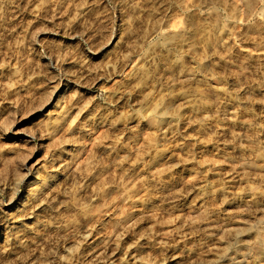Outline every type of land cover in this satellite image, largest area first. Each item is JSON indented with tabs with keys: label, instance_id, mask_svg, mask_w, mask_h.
Instances as JSON below:
<instances>
[{
	"label": "rangeland",
	"instance_id": "1",
	"mask_svg": "<svg viewBox=\"0 0 264 264\" xmlns=\"http://www.w3.org/2000/svg\"><path fill=\"white\" fill-rule=\"evenodd\" d=\"M86 32L88 44L79 39ZM167 32L176 40L166 38ZM54 65L61 72L63 103L46 104L43 90L50 88ZM0 68L2 154L20 164L35 152L39 161L24 172L39 174L40 180L57 174L52 187L59 179H75L83 192L72 191L73 196L69 188H52L51 204L38 213L27 212L37 203L34 197L18 207L1 205L0 264H98L87 260L95 245L145 210H159V222L114 239V264H227L220 255L228 242L231 251L242 250L252 264H262L263 226L245 221L257 205L264 206V0H0ZM20 82L33 97L39 91L31 108L25 107L30 109L17 108L19 94L12 86ZM72 109L60 141H37L35 147L12 133L20 123L24 134L39 122L52 129ZM236 158L257 160V175H237ZM52 159L66 169L54 172ZM89 173L97 185L108 180L105 197L99 186L100 196L87 199ZM188 181L187 192L175 202L162 191ZM231 205L246 211L238 213ZM188 210H205L206 220L236 225L237 232L224 238L184 233L191 220L182 226L177 215ZM151 226L163 232L159 236L166 244L154 241Z\"/></svg>",
	"mask_w": 264,
	"mask_h": 264
},
{
	"label": "bare ground",
	"instance_id": "2",
	"mask_svg": "<svg viewBox=\"0 0 264 264\" xmlns=\"http://www.w3.org/2000/svg\"><path fill=\"white\" fill-rule=\"evenodd\" d=\"M254 4V3H253ZM187 9V8H186ZM83 32V31H82ZM90 34V33H89ZM87 32L86 33H83L80 37L81 38H79V39H82V40H86L87 41V44L90 42V35H89ZM180 34V33H179ZM182 34V33H181ZM180 34V35H181ZM176 35H178V34H176ZM92 36V35H91ZM174 36H175V34L173 33V32H167L166 34H165V37L166 38H168V39H173L174 38ZM181 36H183V35H181ZM181 36H179V37H181ZM164 37V38H165ZM176 37V36H175ZM92 38V37H91ZM94 38V37H93ZM175 39V38H174ZM84 40V42H86ZM91 40H93V39H91ZM176 40V39H175ZM79 41V40H78ZM109 42H111V41H109ZM92 43V42H91ZM90 43V44H91ZM93 44V43H92ZM86 45V44H85ZM89 49H90V46H89ZM51 63V62H50ZM52 64V63H51ZM2 65V64H1ZM1 69V68H0ZM59 69H58V67L57 66H55L54 65V67H52V71L55 73V75H54V77H52V79H51V83H50V88L47 90V88H46V92H45V90H43L44 91V94L46 95H48V99L45 101L46 102V104L47 103H52L53 101H55V100H57V102L59 103L61 100H62V93L63 92H61V89H60V86H61V82L58 80L59 79V77L61 76L60 75V71H58ZM0 71H3L4 72V69L2 70H0ZM2 72V73H3ZM8 72H10V71H8ZM18 72V71H17ZM21 72V71H20ZM1 73V74H2ZM11 73V72H10ZM14 73V72H13ZM24 73V72H23ZM5 74V76H7L6 75V73H4ZM53 74V73H52ZM17 75V74H16ZM21 75V74H20ZM20 75H17L18 77L20 76ZM23 75V74H22ZM22 75L20 76V77H22ZM26 75V74H25ZM1 76V75H0ZM16 76V77H17ZM50 76H52V75H50ZM3 77V76H2ZM1 77V78H2ZM10 77V76H9ZM9 77L7 76V78L8 79H6V80H4V81H7V80H9ZM15 77V76H14ZM15 77V78H16ZM19 77V78H20ZM5 78V77H4ZM13 78V77H12ZM24 78V77H23ZM28 78V77H27ZM49 78V77H48ZM47 78V79H48ZM51 78V77H50ZM58 78V79H57ZM3 79V78H2ZM18 79V78H17ZM26 79V78H25ZM16 80V79H15ZM14 80V81H15ZM27 80H29V78L27 79ZM27 80H25L26 81V83L28 82ZM2 81V80H1ZM10 81H12L11 79H10ZM14 81H12V84H13V82ZM17 81V80H16ZM21 82H23V80H21ZM20 82V83H21ZM31 82V81H30ZM30 82H28V83H30ZM4 83V82H3ZM5 83H8L9 84V81H7V82H5ZM5 83H4V86H5ZM33 83V82H32ZM31 83V84H32ZM36 83V82H35ZM48 83H49V80H48ZM69 83V82H68ZM65 84V86H64V92H66V91H68L69 89H70V85L69 84ZM7 84V85H8ZM30 84V85H31ZM0 85L2 86V84L0 83ZM25 85V86H24ZM24 85H22V83H21V85H16V84H14V86H16V87H13L12 86V88H15L16 89V91L18 92V97H14L13 96V94H11V93H9L8 91V93L7 94H9V96H10V94L15 98V99H20L19 101H18V106H17V108H21V107H23L24 109H25V107H28L30 104H31V102L33 103V100L34 99H36L35 97L36 96H38L39 94V91H38V93H37V95H35V97H33V95L35 94H33L32 95V93L34 92H32V91H30V92H32L31 93V95H30V92H28V90H27V87H26V84H24ZM28 85V84H27ZM30 85H28V86H30ZM35 84H33V86H34ZM43 85V84H42ZM0 86V87H1ZM33 86H31V87H33ZM37 86H39V85H37ZM41 86V85H40ZM39 86V87H40ZM43 86H45V84L43 85ZM9 87V86H8ZM36 87V86H35ZM5 88L6 89H8L6 86H5ZM43 88V87H42ZM3 89V87H1V90ZM30 89V88H29ZM32 89V88H31ZM34 89H36V88H34ZM1 90H0V92H1ZM10 90H12L11 88H10ZM9 90V91H10ZM4 91H5V89H4ZM14 91V90H13ZM40 91H41V89H40ZM11 92V91H10ZM3 93H5V92H3ZM3 93H1V94H3ZM41 94H43V92L41 93ZM74 94V93H73ZM77 93H75L74 95H73V97L76 95ZM6 95V94H5ZM16 95V96H17ZM65 95V94H64ZM64 95H63V98H64ZM66 95H68V94H66ZM72 95V94H71ZM2 96H4V95H2ZM1 96V97H2ZM43 96V95H42ZM69 96V95H68ZM0 97V98H1ZM6 97H8V95H6ZM5 97V98H6ZM34 98L33 100L31 99V98ZM40 97V99L42 100H44V97H41V96H39ZM2 98H4V97H2ZM46 98V97H45ZM66 98V97H65ZM64 98V99H65ZM70 98V97H69ZM72 98V97H71ZM40 100V101H41ZM49 100V101H48ZM74 100V99H73ZM38 101V99L36 100V102ZM39 101V102H40ZM66 101V100H65ZM64 101V102H65ZM10 102V101H9ZM35 102V103H36ZM67 102V101H66ZM34 103V104H35ZM43 103V101H41L40 102V104L41 105H46L45 103L44 104H42ZM62 103H63V100H62ZM71 103V102H70ZM73 103H75V102H73ZM0 104H2V102H0ZM33 104V105H34ZM38 104V102L36 103V105ZM65 104H67V103H65ZM64 104V105H65ZM76 104V103H75ZM33 105H31V106H33ZM35 105V106H36ZM40 105V106H41ZM62 105V104H61ZM63 105V106H64ZM1 106V105H0ZM35 106H33V107H35ZM62 106V108L64 109V107L66 106H64L63 107ZM70 106V105H69ZM75 106V105H74ZM4 107V106H3ZM30 107V106H29ZM43 107V106H42ZM72 107H73V105H72ZM31 108V107H30ZM30 108H26V109H30ZM37 109L38 108H40L39 107V105H38V107H36ZM43 108H45V107H43ZM70 108H71V106H70ZM77 108V107H76ZM25 109V110H26ZM41 109V110H40ZM40 109H38V110H40V111H42V108H40ZM67 109H69V108H67ZM10 110V109H9ZM12 110H14V109H12ZM17 110V109H16ZM19 110V109H18ZM21 110H23V109H21ZM21 110L19 111V112H21ZM25 110H23L24 111V113H25ZM36 110V109H35ZM71 110V109H70ZM6 111H7V109H6ZM15 111V110H14ZM28 111V110H27ZM30 111V110H29ZM37 111V110H36ZM66 111H68V110H66ZM74 110L72 109V111L71 112H69V113H67L66 112V116H68V117H63V120L61 121L60 119H59V121H57L53 126L51 125V127H53L52 129H49V127H47V125L46 124H42V123H40L39 122V124L37 125L36 124V122H35V124H36V127H35V130L34 131H32V133H30V134H24V132H22V123H20V124H17L16 126H13L14 128H13V131H12V133L14 134V135H17L18 136V139H19V137H21V140L25 143V144H27V145H29V144H35V147H37L36 145H37V141H39L40 142V145H42V144H45V142L46 141H49V142H56V141H60L59 139L63 136V131H62V129H63V126H64V124L66 123V121L68 120V118L71 116V114H72V112H73ZM5 112V111H4ZM8 112V111H7ZM30 112H32V111H30ZM33 112H35V111H33ZM13 113V112H12ZM23 113V112H22ZM75 112H73V114H74ZM6 114V113H5ZM16 114V113H15ZM14 114V116H16ZM32 114V113H31ZM30 114V115H31ZM2 115H4V114H2ZM19 115V114H18ZM35 115H31V116H29V118L31 119V118H33ZM74 118V117H73ZM9 120V119H8ZM70 120V119H69ZM73 120V119H72ZM10 121V120H9ZM22 121V120H21ZM20 121V122H21ZM37 121V120H36ZM6 122H7V120H6ZM34 122V121H33ZM70 123L72 122L71 120L69 121ZM8 123V122H7ZM19 123V122H18ZM106 123V122H105ZM12 124H14L13 122H12ZM67 124V123H66ZM69 124V123H68ZM11 125V124H10ZM254 125V124H253ZM6 126H7V124H6ZM32 126V125H31ZM50 126V125H49ZM70 126V125H69ZM67 127H68V125H67ZM249 127V126H248ZM34 128V127H33ZM69 128V127H68ZM66 129V128H65ZM5 130V129H4ZM23 130H25V128H23ZM26 131V130H25ZM65 131V130H64ZM67 131V130H66ZM3 132V131H2ZM5 132V131H4ZM3 132V133H4ZM6 132H7V129H6ZM5 132V133H6ZM30 132V131H29ZM29 132H27V133H29ZM4 133V134H5ZM65 133V132H64ZM238 134V133H237ZM2 135V134H1ZM239 136V135H238ZM62 139V138H61ZM255 140V139H254ZM256 142V141H255ZM47 143V142H46ZM255 144V143H254ZM264 144V143H263ZM39 145V146H40ZM21 146V145H20ZM23 146H25V145H23ZM31 146V145H30ZM35 147H33L34 149H35ZM41 147V146H40ZM44 147V146H43ZM1 148V147H0ZM256 148V147H255ZM2 149V148H1ZM0 149V150H1ZM30 149V151H32L31 150V148H29ZM28 149V150H29ZM5 149H2V151H4ZM26 150V149H25ZM24 150V151H25ZM27 150V154H29V151ZM263 150H264V147H263ZM23 151V152H24ZM34 151V150H33ZM32 151V152H33ZM254 151V150H253ZM256 151V150H255ZM22 152V151H21ZM20 152V153H21ZM26 152V151H25ZM0 165H1V163H3L2 164V168L4 169V170H2L3 171V174H0V226H3L2 225V223L4 222V221H2L3 220V214H4V212L5 211H3L2 209H1V205L3 206V205H5V203L7 204H12V203H17V207L18 206H20V205H24L25 204V202H27L29 199H30V197L32 198V197H34L35 199L34 200H36L37 201V203L32 207V208H28V211L27 212H29V213H32V211L34 212V211H37V213H38V211L39 210H41L42 209V207L46 204V203H48L49 204V201L51 200V198H52V191H53V189H56V190H58V191H65V190H67V188H69V189H71V192L73 191V192H75V195L77 194V193H79L78 191H77V188H76V186H77V184H78V182H77V180H75V179H72V180H70V178H63V179H59L58 180V182L57 183H54L55 185H54V187H52V185L50 184V183H53V181L51 180V179H53L57 174H54L52 171V173H53V175L51 174V176L49 177V178H46V179H44V180H40V178L38 177V175L39 174H37L36 176H32V175H30L29 174V172L27 173L26 171V174H24L25 172L23 171L24 169H26L27 167H31V168H33V166L35 165V164H37V162L39 161V160H36V156H35V152H33L30 156H27L28 158L27 159H24V158H22V157H20L19 155V157L18 158H22L23 159V161L20 159V161H22V162H20L19 161V159L18 158H16L17 159V161H19V163L20 164H18V163H15L14 161H13V163H11L10 161H12L10 158H7L6 159V157L2 154V152L0 151ZM3 153H5V152H3ZM23 154H25V153H23ZM27 154H25V155H27ZM24 155V156H25ZM10 157H12V156H10ZM14 158V157H13ZM14 158V159H15ZM258 158V157H257ZM15 159V160H16ZM56 159V158H55ZM187 160H189V158H186ZM10 160V161H9ZM53 161V165H51V167H53L52 169L54 170V172H58V171H62V169H66V165L65 164H63V163H61V161H59L60 159H58V160H54V159H52ZM36 161V162H35ZM39 164V163H38ZM232 165H233V167H234V172L237 174V175H240V174H250V175H257V168H259L258 167V164H257V160H255L254 158H251V159H249V161L248 162H245V163H241L240 161H238V159L236 158V159H233V162H232ZM70 166V165H69ZM75 166V165H74ZM78 167H79V165H77ZM76 166V167H77ZM68 167V166H67ZM72 167V166H71ZM163 167V166H162ZM165 167V166H164ZM30 168V169H31ZM68 168H70V167H68ZM72 168H75V167H72ZM97 168V167H96ZM0 169H1V167H0ZM29 169V170H30ZM51 169V168H50ZM78 169V168H77ZM163 169V168H162ZM165 169V168H164ZM73 170H75V169H73ZM98 170V169H97ZM158 170H160V168L158 169ZM68 171V170H67ZM76 171H78V170H75V172ZM79 171H80V167H79ZM96 171V170H95ZM99 171V170H98ZM163 171V170H162ZM230 171V170H229ZM22 172H24V173H22ZM32 172V171H31ZM30 172V173H31ZM50 172V173H51ZM71 172V171H70ZM73 172V171H72ZM74 172V173H75ZM81 172V171H80ZM91 172H93L92 170H91ZM2 173V172H1ZM37 173V172H36ZM77 173H79V172H77ZM101 174V173H99V172H96L95 173V175L96 174ZM159 173H160V171H159ZM10 174V176H13V177H15V178H11L13 181H14V183L13 182H11L12 184H13V187H10V186H12V184L11 185H9L8 186V184H10V183H8L7 181H9V180H11V179H8L9 178V176L8 175ZM61 174V173H60ZM93 174V173H92ZM233 174V173H232ZM259 174V173H258ZM68 175V174H67ZM69 175H70V173H69ZM75 175V174H74ZM78 175H80V173L78 174ZM89 176H90V173L88 174ZM95 175L92 177V175L90 176V177H92V178H89V179H87L85 182H84V184H86L87 186H89L88 188H90V189H88V190H90L91 192L86 196L87 197V199L89 198V199H92V200H95L98 196H100V195H98L99 194V186L101 187V193L104 195V197H105V195H106V193H107V189L105 190V186L107 185L106 183L108 182V180H107V182H106V178H104V179H102L101 180V185H97L96 183H95V181L93 180L94 179V177H95ZM102 175V174H101ZM40 176V175H39ZM76 176V175H75ZM87 176V175H86ZM98 176V175H97ZM103 176V175H102ZM47 177V176H46ZM69 177V176H68ZM79 177H81V176H79ZM83 177V176H82ZM81 177V178H82ZM193 177V176H192ZM191 177V178H192ZM71 178H72V175H71ZM194 178V177H193ZM192 178V179H193ZM15 179V180H14ZM49 179V180H48ZM142 179H143V177H142ZM51 180V181H50ZM55 180H56V178H55ZM138 180V179H137ZM189 180H191V179H189ZM194 180V179H193ZM78 181H80V180H78ZM81 181H82V179H81ZM136 181V180H135ZM140 181H141V179H140ZM132 182V181H131ZM138 182V181H137ZM191 182V181H190ZM109 183V182H108ZM141 183V182H140ZM99 184V183H98ZM135 184H136V182H135ZM179 184V183H178ZM189 185V181H188V184H179V185H175L174 187L172 186L171 188H166V189H162V191L163 192H165V196L167 195V199L169 200V201H177L179 198H180V196H181V194H182V192L183 191H186V189L188 188L187 186ZM79 187V186H78ZM53 188V189H52ZM68 189V190H69ZM85 189V188H84ZM83 189V190H84ZM191 189H189V191H190ZM63 191V192H64ZM155 191V190H154ZM159 191V190H158ZM188 191V192H189ZM54 192V191H53ZM61 192H60V194L59 195H62L61 194ZM68 192V191H67ZM73 192L71 193V194H73ZM77 192V193H76ZM110 192V191H109ZM187 192V191H186ZM83 193V192H82ZM81 192L78 194V195H83ZM63 194H65V193H63ZM68 194L69 195H71L69 192H68ZM85 194V193H84ZM24 195H26V196H24ZM58 195V196H59ZM77 195V196H78ZM86 195V194H85ZM144 195V194H143ZM67 196V195H66ZM73 196H74V194H73ZM139 196V195H138ZM159 196V195H158ZM54 197V196H53ZM84 197V196H83ZM85 197V198H86ZM102 197V196H101ZM160 197V196H159ZM223 197V196H222ZM57 198V197H56ZM73 198V197H72ZM85 198H84V201H85ZM163 198V197H162ZM88 199V200H89ZM220 199V198H219ZM224 199V198H223ZM56 200V199H55ZM33 201V200H32ZM83 201V202H84ZM91 201V200H90ZM162 201V200H161ZM220 201H221V199H220ZM223 201V200H222ZM64 202V201H63ZM75 202V201H74ZM80 202V201H79ZM86 202V201H85ZM89 202V201H88ZM94 202V201H93ZM22 203V204H21ZM31 203V202H30ZM81 203V202H80ZM161 203V202H160ZM163 203V202H162ZM161 203V204H162ZM172 203V202H171ZM34 204V203H33ZM32 204V205H33ZM51 204V203H50ZM49 204V205H50ZM55 204H57L56 202H55ZM222 204V203H221ZM28 205V204H27ZM54 205V204H53ZM52 206V205H51ZM231 206H233V205H231ZM47 207V206H46ZM50 207V206H49ZM48 207V208H49ZM100 207V206H99ZM103 207V206H102ZM162 207V206H161ZM233 207H235L234 208V211H236V212H238V213H243L244 211H246V208H244L243 206H241V205H234ZM13 207H11V209H12ZM44 208V207H43ZM59 207H57V209H58ZM96 208V207H95ZM203 208V207H202ZM228 208V207H227ZM10 209V210H11ZM16 209V208H15ZM151 209V208H150ZM19 210V209H18ZM45 210H47V209H45ZM59 210V209H58ZM143 211V210H142ZM159 211V210H158ZM157 211V212H158ZM205 210H203V212H204ZM7 212V211H6ZM14 212V211H13ZM25 212V211H24ZM40 212V211H39ZM65 212V211H64ZM157 212H155V211H146L145 210V212H141L140 211V213L139 214H137V215H135V216H129V217H127L124 221H123V223H121L120 225H118L119 227L117 228V230L115 231V233L113 234V235H111V236H107V237H105V238H103L102 240H100L99 242H98V244L97 245H95V247H94V249L92 250V252L90 253V254H88L89 256L87 257V260H88V263H90V262H97L98 264H112L114 261H115V258H117L116 257V255H117V253H115V251H114V253H113V248H110V246H112V241H114V239H118L119 237L121 238V237H123V240H124V237L126 238V237H128V236H130L129 234L131 233L132 234V232H133V234H135V231L138 233V231H140V230H142L141 229V227L142 226H144L145 224H148V222H152V223H158L159 222V219L157 218V216L156 215H158V214H156ZM203 212H201L200 210H197V211H195V210H192V211H189L188 210V212H184V211H181L177 216L178 217H181L182 219H183V221L181 222L182 223V226H185V225H187L186 223H187V219H190L191 220V222L188 224V226L189 225H191V226H189L190 228H188V229H186L185 231H184V233H188L187 231H204L207 235L206 236H208V237H217L218 238V236H220V238H224V236H225V234H227V233H229V232H233V230H234V232L237 230V229H235V227H237L236 225L235 226H233V225H230V226H228V225H226V224H223L222 222H219V220L217 221V220H214V219H210V220H206L202 215H203ZM230 212V211H229ZM16 213H17V211H16ZM26 213V212H25ZM43 213V212H42ZM36 214V213H35ZM147 214H149V215H147ZM23 215V214H22ZM28 215L29 214H25L24 215V217L26 216V217H28ZM32 215V214H31ZM133 215V214H132ZM161 215V214H160ZM30 216V215H29ZM101 216V215H100ZM176 216V217H177ZM204 216H206V215H204ZM32 216H30V218H31ZM19 218V217H18ZM205 219V220H204ZM27 220V219H26ZM93 222V221H92ZM246 223L247 222H250V224H253L254 222H258L259 224H261L262 226H263V229H264V206H259V205H257L256 206V209L254 210V213L248 218V220H246L245 221ZM88 225V224H87ZM89 225H91V224H89ZM88 225V226H89ZM181 226V227H182ZM152 227V226H151ZM154 227V226H153ZM152 227V228H153ZM140 228V230H138ZM144 228V227H143ZM251 228V227H250ZM154 229V228H153ZM152 229V230H153ZM138 230V231H137ZM144 230V229H143ZM168 230V229H167ZM166 230V231H167ZM172 230V229H171ZM50 231V230H49ZM93 231V230H92ZM248 231H250V229L248 228L247 230H245V232H248ZM264 230H262V232H263ZM141 232V231H140ZM139 232V233H140ZM152 232V231H151ZM169 232V231H168ZM168 232H166V233H168ZM170 232H172V231H170ZM237 232V231H236ZM1 233V232H0ZM71 233V232H70ZM103 233V232H102ZM149 233V232H148ZM163 232H161V234H162ZM183 233V234H184ZM241 233H243V235H244V231L243 232H241ZM53 234V233H52ZM143 234V233H142ZM153 235V237H154V241H156V243H159V244H166L165 243V239H164V237H161V236H159V235H161V234H159V230H153V233H150L149 235ZM56 235V234H55ZM109 235V234H108ZM148 235V236H149ZM151 235V236H152ZM239 235H240V233H239ZM242 235V234H241ZM91 236V232L90 233H88L86 236H85V239L87 238H89ZM97 236V235H96ZM92 237V236H91ZM146 237V236H145ZM5 238H6V236H5ZM119 238V239H120ZM0 239H1V235H0ZM8 239V238H7ZM91 239V238H90ZM98 239V238H97ZM96 239V240H97ZM100 239V238H99ZM118 239V240H119ZM141 239H145L143 236H140V238H139V240L140 241H142ZM153 239V238H152ZM168 239V238H167ZM185 239V238H184ZM54 240V239H53ZM84 240V239H83ZM261 240H262V245H261V255H260V263H262V264H264V232H263V234H262V238H261ZM3 241H5V240H3ZM7 241V240H6ZM5 241V242H6ZM22 241V240H21ZM91 241V240H90ZM88 242V241H87ZM96 242V241H95ZM143 242V241H142ZM79 243V242H78ZM118 243H120V242H118ZM77 244V243H76ZM115 244V243H114ZM117 244V243H116ZM122 244V243H121ZM141 244V243H140ZM232 244V243H231ZM65 245V244H64ZM74 245V244H73ZM120 245V244H119ZM123 245V244H122ZM58 246V245H57ZM127 249L128 248H130V246L128 245V247H126ZM217 248H220L221 249V246H217ZM79 249V248H78ZM78 249H76V250H78ZM111 249V250H110ZM117 249V248H116ZM126 249V250H127ZM231 245L229 244V242H228V245L225 247L224 246V248H222V250H224V252L220 255V256H222L220 259H224V261H226V263L227 264H252L251 262H250V259H251V256L248 254V253H246V252H244V251H242V250H236L235 249V251H231ZM65 250V249H64ZM75 250V249H74ZM112 251V252H111ZM54 252H56V251H54ZM69 253V252H68ZM125 253V252H124ZM60 255V254H59ZM125 255V254H124ZM179 255V254H178ZM56 256V255H55ZM66 256V255H65ZM177 256V255H176ZM120 258V257H119ZM219 259V258H218ZM219 259V260H220ZM30 260V259H29ZM37 260V259H36ZM48 260V259H47ZM117 260V259H116ZM193 260V259H192ZM253 260H255V259H253ZM27 261V260H26ZM33 261V260H32ZM46 261V260H45ZM49 261V260H48ZM215 263H213V264H216V262H218V260H216V261H214ZM254 262V261H253ZM256 262V261H255ZM29 263V262H28ZM35 263V262H34ZM51 263V262H50ZM86 263V262H85ZM162 263V262H161ZM46 264V263H45ZM48 264V263H47ZM114 264V263H113ZM195 264V263H194ZM199 264H205V263H199Z\"/></svg>",
	"mask_w": 264,
	"mask_h": 264
}]
</instances>
